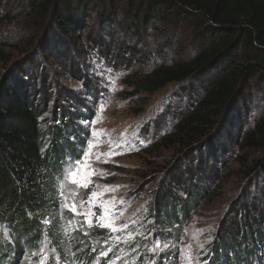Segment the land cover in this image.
Segmentation results:
<instances>
[{
	"label": "rangeland",
	"instance_id": "rangeland-1",
	"mask_svg": "<svg viewBox=\"0 0 264 264\" xmlns=\"http://www.w3.org/2000/svg\"><path fill=\"white\" fill-rule=\"evenodd\" d=\"M82 1L87 4L86 8L91 9L89 18L86 17L88 26L80 34V41L78 38L75 40V53H65L58 58L62 63L76 57V62L72 63V59L66 61L64 74L50 75L47 91L52 97L46 98L45 104L48 124L58 130L71 123L70 140L76 144L77 157L67 159L56 186L61 217L57 231L62 239L59 245H53L45 237L38 250L17 255L12 264H40L41 260L44 264H91L77 252L73 235L78 232L85 236L94 229L104 231L107 241L91 248L95 255L92 264H138L140 259L144 261L142 264H207L212 258V244L222 229L231 224L232 206L248 191L253 190L254 197H258L254 191L264 195V174L257 175L250 182L245 170L235 160L239 153L238 145L235 140H229L231 136L238 135L235 132L241 130L245 133L264 119V65L250 72L240 90L238 102L232 105L233 114L231 110L227 112L228 108L224 111L227 112L225 120L229 127L221 126L214 132L215 145L225 146L230 152L219 160V181L208 191H203L199 207L182 230L176 224L164 228L160 221H154L150 212L170 188L176 189L180 199L186 198L172 181L180 171L186 172L193 166L190 163L193 156L189 151L182 153L175 148L162 147V139L174 132L179 118L195 107L221 68L184 83L169 85L153 95L131 98L127 95L130 88L126 84L131 74L148 70L147 63L152 65L160 61L170 64L193 58L206 43V31L197 32L183 18L170 25H140V17L126 15L121 5L115 2L120 1L124 6L129 0ZM19 2L11 0L7 15L0 16V43L6 45L5 52L11 57L9 63L0 61V80L9 70L12 71L15 64V68L27 72L33 68L31 62L34 60L38 70L48 68L51 74L55 65L56 58L37 51L44 16L35 14L24 2ZM135 22L136 26L139 25L138 31H133ZM124 25L129 34L124 33ZM103 30L111 31L114 38L104 37ZM101 35L112 47L97 49L78 59V46L89 52L91 48L86 47L87 40ZM120 41L134 47L133 52L142 53L139 58L147 59V63L142 67L134 62L127 70L116 66L117 62H108L106 58L109 56H120L117 48L124 46ZM243 55L239 53L238 57L243 59ZM253 56L254 52L251 58ZM226 134L231 135L227 138ZM205 150L206 147L203 148V156L209 153ZM85 152L89 153L90 170L94 175L90 177L88 188L65 181V201L61 197L60 183L64 181L69 165H74ZM244 155L249 156V161L262 160L264 149H251ZM194 156L197 160L198 156ZM197 190L198 186L195 192ZM93 191L101 194L93 198L94 205L80 207V201H88ZM73 200L78 212L90 209L94 214L84 217L63 206ZM109 201L112 202L109 205L112 215L107 222L112 223L117 231L100 226L102 221L99 217L103 215L100 202L107 204Z\"/></svg>",
	"mask_w": 264,
	"mask_h": 264
},
{
	"label": "trees",
	"instance_id": "trees-1",
	"mask_svg": "<svg viewBox=\"0 0 264 264\" xmlns=\"http://www.w3.org/2000/svg\"><path fill=\"white\" fill-rule=\"evenodd\" d=\"M6 1L0 0V16L7 15L6 9L12 5L11 0ZM19 1L35 14L44 16L37 51L56 60L52 74L48 68L38 70L32 60L33 68L29 71L23 72L15 68V64L12 71L9 70L0 80V225L7 228L9 235L6 239L0 230V264H12L17 255L38 250L45 237L53 245L61 242V233L57 231L61 217L56 186L67 159L77 157L76 144L70 140L71 123L67 122L68 125L58 130L48 124L45 104L46 98L52 97L47 91L50 75L64 74L66 61L72 59L75 63L77 59L61 63L58 58L65 53H75V40L80 41L79 36L87 28L86 19L91 14V9L86 8L87 4L82 0ZM115 2L121 5L126 15L140 17V25H170L183 18L197 32L204 29L207 33L206 43L193 58L170 64L159 61L149 65L147 59L139 58L142 53L133 52L134 47L120 41L124 45L117 48L120 56H109L106 58L108 62H117L116 66L127 70L134 62L142 67L144 63L149 66L145 72H134L127 78L129 97L153 95L169 85L184 83L221 68L195 107L179 118L174 132L162 139L161 145L166 149L175 148L182 153L189 151L193 166L187 173L180 171L172 181L186 198L180 199L176 189L170 188L150 213L164 228L176 224L182 230L199 207L203 191H208L219 181V160L230 153L225 146L215 145L214 132L217 128L229 127L226 113L231 110L233 114L232 105L238 102L240 90L250 72L264 65V0H129L124 6L120 1ZM138 29L135 22L133 31ZM106 31L102 32L104 37L114 38L111 31ZM123 31L129 34L125 25ZM103 35L87 40L88 46H85L91 48L89 52L78 46V59L97 49L112 47ZM0 44V61L9 63L11 57L5 52L6 45ZM239 53L245 54L243 59L238 57ZM235 134L229 138L238 145L235 160L247 173L246 178L253 182L257 175L264 174V159L249 161V156L244 153L264 149V119L253 129L245 133L239 130ZM205 147L209 153L203 156ZM194 155L198 156L197 160ZM223 171L226 170L223 168ZM196 186L199 190L195 192ZM251 191L232 206L231 224L222 229L212 244V258L207 264H264V195L254 191L258 194L254 197ZM80 236L78 232L73 235L77 252L92 264L95 255L91 248L107 241L104 231L94 229ZM140 260L138 264L144 263Z\"/></svg>",
	"mask_w": 264,
	"mask_h": 264
},
{
	"label": "snow or ice",
	"instance_id": "snow-or-ice-1",
	"mask_svg": "<svg viewBox=\"0 0 264 264\" xmlns=\"http://www.w3.org/2000/svg\"><path fill=\"white\" fill-rule=\"evenodd\" d=\"M89 147L91 148V145ZM92 175H94V171L90 170L89 153L85 152L82 158L78 157L76 159L74 165L73 164L69 165L65 173V176H64V181H61L60 183L61 197L65 199V201L67 200V197H65V194H64L65 181H70L71 184H74L77 187L88 188L89 183H90V177ZM98 195H101V194H98L95 191H93L90 194L88 201H83V200L80 201V207H83L85 204H88L90 206L94 205L93 198L98 197ZM111 203H112L111 201L107 202V204H105L104 202H100V207L103 208V215L99 217V219L102 221L100 226L107 227L111 231H117L118 229L115 228L112 223L107 222L108 218L112 215V213H110L109 211V205H111ZM63 206L68 208L74 214L82 215L84 217H87L90 214H94V213H90V209H86L83 212H78L75 200H73L71 204L65 203ZM88 223H89V226H91L90 220L88 221ZM0 230H3L4 236L7 239L8 238L7 228L4 225H0ZM32 255L35 256L36 253H32ZM40 264H44V261L41 260Z\"/></svg>",
	"mask_w": 264,
	"mask_h": 264
}]
</instances>
